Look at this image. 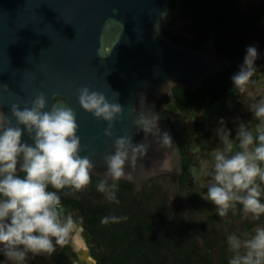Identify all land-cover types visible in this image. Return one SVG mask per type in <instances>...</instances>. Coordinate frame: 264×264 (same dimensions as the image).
<instances>
[{
	"label": "water",
	"instance_id": "1",
	"mask_svg": "<svg viewBox=\"0 0 264 264\" xmlns=\"http://www.w3.org/2000/svg\"><path fill=\"white\" fill-rule=\"evenodd\" d=\"M168 12L169 0H0V111L11 118L13 104L23 109L41 93L46 110L63 102L76 114L81 155L92 160L93 176L105 178L104 157L114 153L115 139L127 134L133 144L150 147L137 165H126L134 179L121 181L142 192L151 179L167 175L178 195L182 155L157 101L174 87L197 89L205 77L227 68L228 61L216 42L217 26L197 49L170 40L163 33ZM84 86L122 105L111 138L104 135L107 122L80 107L78 90ZM140 114L157 117L161 135L168 133L171 144L161 147L158 136L137 129ZM22 143H32L26 132ZM165 154L167 169L161 167ZM21 164L22 158L17 174Z\"/></svg>",
	"mask_w": 264,
	"mask_h": 264
},
{
	"label": "trees",
	"instance_id": "2",
	"mask_svg": "<svg viewBox=\"0 0 264 264\" xmlns=\"http://www.w3.org/2000/svg\"><path fill=\"white\" fill-rule=\"evenodd\" d=\"M167 16L163 33L175 44L192 49L199 48L210 28L217 26L216 42L228 66L205 77L193 91L174 87L157 101L182 155L178 195L167 175L151 179L142 192L118 181L119 204L96 190L100 179L95 176L80 193L66 195L71 189L58 193L61 211L83 220L81 236L95 264H228L232 256L228 236L244 239L245 233L264 227V215L254 220L239 204L220 217L206 196L212 153L221 146L214 135L220 121L232 130L233 139L237 122L250 121L253 127L258 123L249 107L264 99V0H169ZM249 46L258 51L257 71L239 91L231 78L243 65ZM260 187L264 203V184ZM112 215L127 219L101 224V218Z\"/></svg>",
	"mask_w": 264,
	"mask_h": 264
},
{
	"label": "clouds",
	"instance_id": "3",
	"mask_svg": "<svg viewBox=\"0 0 264 264\" xmlns=\"http://www.w3.org/2000/svg\"><path fill=\"white\" fill-rule=\"evenodd\" d=\"M97 54L105 56L99 50ZM257 58V48L249 46L243 65L231 78L237 90L244 91L251 81L257 71ZM113 93L118 99L119 93ZM78 102L84 112L107 122L104 135L111 138L113 123L122 115V105L110 102L103 93L87 86L78 90ZM46 109L47 98L41 93L23 109L13 104L11 118L0 111V254L8 264H25L29 254L50 257L57 248L74 244L83 232L82 219L61 211L58 193L71 189L65 194L73 195L88 188L94 164L88 156L81 155L74 110L63 102ZM249 111L252 120L258 121L254 127L250 121L237 122L233 139L232 130L221 120L214 133L221 146L212 153V180L206 196L220 217H225L237 204L254 220L264 215L260 187L264 184V99L252 104ZM134 124L146 134L158 136L161 147L171 144L168 133L161 135L157 117L150 119L140 114ZM25 132L31 144L22 143ZM149 147L144 142L133 144L127 134L116 138L114 153L104 157L107 171L96 190L109 202L119 204L117 182L134 179L131 173H126V165H137L138 160L147 156ZM21 158L19 170L23 175H18ZM168 166L165 154L161 167ZM126 219V216H105L101 224H117ZM244 235V239L235 234L228 236V251L232 253L228 264H264V227H256L253 234Z\"/></svg>",
	"mask_w": 264,
	"mask_h": 264
},
{
	"label": "crops",
	"instance_id": "4",
	"mask_svg": "<svg viewBox=\"0 0 264 264\" xmlns=\"http://www.w3.org/2000/svg\"><path fill=\"white\" fill-rule=\"evenodd\" d=\"M3 261V264H8L5 258ZM25 264H95V261L90 257L85 241L80 235L74 244L63 249L57 248L50 257L46 254L38 256L29 254Z\"/></svg>",
	"mask_w": 264,
	"mask_h": 264
},
{
	"label": "rangeland",
	"instance_id": "5",
	"mask_svg": "<svg viewBox=\"0 0 264 264\" xmlns=\"http://www.w3.org/2000/svg\"><path fill=\"white\" fill-rule=\"evenodd\" d=\"M3 263H4V261L3 260L2 261L0 260V264H3Z\"/></svg>",
	"mask_w": 264,
	"mask_h": 264
}]
</instances>
